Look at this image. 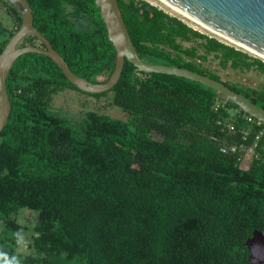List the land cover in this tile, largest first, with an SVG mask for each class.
Returning a JSON list of instances; mask_svg holds the SVG:
<instances>
[{
	"label": "trees",
	"instance_id": "16d2710c",
	"mask_svg": "<svg viewBox=\"0 0 264 264\" xmlns=\"http://www.w3.org/2000/svg\"><path fill=\"white\" fill-rule=\"evenodd\" d=\"M27 1L34 27L72 72L92 83L109 77L116 51L95 0ZM117 1L143 60L209 76L264 110V86L230 83L205 64L212 56L222 69L264 74L263 59L146 0ZM2 2L16 15V31L20 16ZM12 32L0 23V53ZM24 45L43 47L34 35ZM6 85L0 252L7 257L0 264L11 257L20 264H251L246 241L254 230L264 233V135L255 158L221 147L253 144L264 123H249L203 83L144 73L127 59L110 91L90 94L112 92L126 120L89 111L79 130L71 127L50 102L58 90L77 88L43 54L18 57Z\"/></svg>",
	"mask_w": 264,
	"mask_h": 264
},
{
	"label": "water",
	"instance_id": "95a60500",
	"mask_svg": "<svg viewBox=\"0 0 264 264\" xmlns=\"http://www.w3.org/2000/svg\"><path fill=\"white\" fill-rule=\"evenodd\" d=\"M19 13V28L9 38L0 53V133L4 129L11 112V101L7 92L6 80L14 62L27 53H39L50 58L65 77L78 90L89 94L110 91L119 81L125 59L144 73H164L182 76L203 83L217 91L227 101L234 102L239 110L264 123V110L247 98L231 89L225 83L202 75L198 72L163 64H154L143 60L131 39L117 0H95L100 9L109 41L116 55L114 68L103 82L92 83L85 77L76 75L65 59L52 46L49 40L33 25V10L27 0H6ZM186 15L212 29L225 40L238 48L250 52V49L264 60V0H165ZM26 35H34L45 48L35 45L18 46ZM251 53V52H250ZM253 54V53H252ZM248 260L251 264H264V233L254 230L247 239Z\"/></svg>",
	"mask_w": 264,
	"mask_h": 264
},
{
	"label": "rangeland",
	"instance_id": "374dc122",
	"mask_svg": "<svg viewBox=\"0 0 264 264\" xmlns=\"http://www.w3.org/2000/svg\"><path fill=\"white\" fill-rule=\"evenodd\" d=\"M146 1H148L149 3L155 6H158L159 8L168 12L169 14L181 18L182 20L187 22L190 26H192L194 29H197L211 36H216L219 39L230 44V42H228L224 38L211 33L210 31L202 28L200 25H197L195 22L174 12L171 8H168V6L163 4L160 0H146ZM0 23L4 27H9L12 24L11 17L8 13V9L5 6V3L2 2V0H0ZM184 45L186 46L192 45V42H184ZM248 53L253 56H256L250 52ZM205 64L210 70L216 72L224 80L230 83L240 84L244 86H251L255 88H260L264 86V74L257 72L255 70L240 71L231 68L222 69L218 64V60H216L212 56H210L209 61ZM112 97H113L112 92H109L108 94L102 95L100 97H96L88 93H85L83 91H80L78 89L66 87L64 89L58 90L53 95L52 100L50 102V109L54 112H57L56 114H59L60 116L65 118L66 122L75 130H79L81 126L84 124L85 113L89 111H96L100 114H105L112 118L126 120L127 119L126 112L112 103ZM23 249H26L25 245L23 246Z\"/></svg>",
	"mask_w": 264,
	"mask_h": 264
},
{
	"label": "built area",
	"instance_id": "2783aa9c",
	"mask_svg": "<svg viewBox=\"0 0 264 264\" xmlns=\"http://www.w3.org/2000/svg\"><path fill=\"white\" fill-rule=\"evenodd\" d=\"M219 106H220V102H217L215 109H217ZM245 119L249 123H253V124L256 123L257 125H260L261 123H263L248 114L245 115ZM228 128L231 131H235V126L233 124H228ZM246 134H248V131L245 132V135ZM263 135H264V126H263V129L256 135L253 144L247 145L244 142H242L240 144L224 145L221 147V151L228 152V153H243V156H245L246 159L258 157L259 154L256 150V147H257L259 138ZM243 139L246 140V136H244Z\"/></svg>",
	"mask_w": 264,
	"mask_h": 264
},
{
	"label": "bare ground",
	"instance_id": "6f19581e",
	"mask_svg": "<svg viewBox=\"0 0 264 264\" xmlns=\"http://www.w3.org/2000/svg\"><path fill=\"white\" fill-rule=\"evenodd\" d=\"M163 4H165L166 6H168V8H171L174 12L184 16L185 18L195 22L197 25H200L202 28L210 31L211 33L215 34V35H219L218 33H216L215 31H213L212 29L208 28L207 26L201 24L200 22L196 21L195 19L191 18L190 16L186 15L185 13H183L182 11H180L179 9L175 8L174 6H172L171 4H169L168 2H166L165 0H160ZM222 37V36H221ZM249 50L251 53L253 54H256V55H259L258 53L250 50V49H247Z\"/></svg>",
	"mask_w": 264,
	"mask_h": 264
},
{
	"label": "flooded vegetation",
	"instance_id": "af4514ba",
	"mask_svg": "<svg viewBox=\"0 0 264 264\" xmlns=\"http://www.w3.org/2000/svg\"><path fill=\"white\" fill-rule=\"evenodd\" d=\"M11 5V4H10ZM11 7H13L12 5H11ZM8 9V13H9V15H10V17H11V22H12V24L9 26V30L10 31H13L12 32V35H13V33L15 32V30H14V27H15V22H16V15L12 12V10H11V8H7ZM19 14V13H18ZM20 16V15H19ZM20 19H21V17H20ZM21 23V22H20ZM11 35V36H12ZM10 36V37H11ZM27 36V35H26ZM22 41V40H21ZM21 43V42H20ZM20 43H19V45L18 46H20ZM42 43V42H41ZM38 47H40V46H38ZM40 48H45L44 47V44H43V47H40Z\"/></svg>",
	"mask_w": 264,
	"mask_h": 264
},
{
	"label": "clouds",
	"instance_id": "9594fccd",
	"mask_svg": "<svg viewBox=\"0 0 264 264\" xmlns=\"http://www.w3.org/2000/svg\"><path fill=\"white\" fill-rule=\"evenodd\" d=\"M0 257H7V253L0 252ZM2 264H20L19 260L16 257H11L8 259H4Z\"/></svg>",
	"mask_w": 264,
	"mask_h": 264
}]
</instances>
